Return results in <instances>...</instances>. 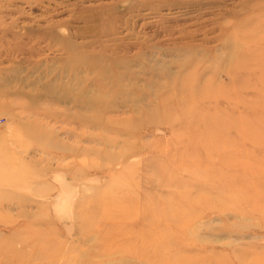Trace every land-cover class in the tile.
I'll return each mask as SVG.
<instances>
[{"label":"rangeland","instance_id":"1","mask_svg":"<svg viewBox=\"0 0 264 264\" xmlns=\"http://www.w3.org/2000/svg\"><path fill=\"white\" fill-rule=\"evenodd\" d=\"M0 150V264H264V0H0Z\"/></svg>","mask_w":264,"mask_h":264},{"label":"bare ground","instance_id":"2","mask_svg":"<svg viewBox=\"0 0 264 264\" xmlns=\"http://www.w3.org/2000/svg\"><path fill=\"white\" fill-rule=\"evenodd\" d=\"M86 106V105H85ZM1 151V150H0ZM6 158L1 157L0 158V167H6ZM3 169V168H2ZM106 217V216H105ZM128 217V216H127Z\"/></svg>","mask_w":264,"mask_h":264}]
</instances>
